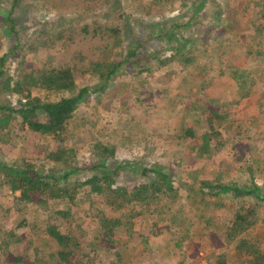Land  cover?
<instances>
[{"label": "rangeland", "instance_id": "374dc122", "mask_svg": "<svg viewBox=\"0 0 264 264\" xmlns=\"http://www.w3.org/2000/svg\"><path fill=\"white\" fill-rule=\"evenodd\" d=\"M201 2L129 1L126 11L132 22L128 35L145 42L141 59L158 57L159 53V57L167 59L166 65L161 66L153 57L149 62L151 71L142 73L148 66H142L144 63L134 66V59L132 62L128 60L104 92L88 95L89 98L74 114L65 135L67 146L74 151L77 166L81 168L70 177L75 186L100 173L89 169L97 164V151L93 149L99 143L115 146L121 164L129 160L138 166L158 163L163 171L171 174L176 187L193 184L199 189L202 183L213 182L222 175L227 184L238 181L240 188L244 189L250 181L249 173L255 172L254 180L264 196V129L259 130L260 126L264 127V0H206L197 18L195 16L189 21L190 25L185 26L192 16V12H186L187 7L196 10ZM10 5V0H0V8H9ZM17 12L12 18L20 26L17 30L22 42L27 36H32L30 44L34 38L43 40L48 37L44 31L37 35V24L28 12ZM173 21L181 24V28L173 30ZM160 31L164 32L162 37L152 38ZM171 32L176 34L173 41L168 37ZM128 35L123 45L112 43L106 50L105 55L110 61H125L134 49L127 41H131ZM179 38L182 44L184 40H190V44H184L186 48L182 49V54L198 58L191 67L169 61L171 49L181 46ZM0 39V54L9 53L13 42L4 29H0ZM44 45L43 41L37 40L36 51L10 56L6 75L15 81L20 68L24 76H37L51 68L70 67L75 88L71 91L34 89L33 96L56 101L63 96H75L85 87L94 91L104 84L98 74L83 72L78 62L71 61L67 54L72 52L71 49L62 48L58 43L43 48ZM234 71H238L236 79L232 78ZM18 98L16 94L0 95V101L10 104H16ZM214 98H219L220 103L218 106L209 104L211 109L224 115L227 125L234 120L239 127L235 123L229 128L225 134L226 145L214 156L197 159L191 146L198 144V139L187 140L184 129L193 128L196 137L208 131L206 119L209 114L207 112L202 117L199 106ZM58 146L59 142L27 130L15 137L2 135L0 160L11 162L26 158L42 171L49 172L53 166L60 170L62 164L46 159ZM184 189L186 187H182L186 196ZM230 195L207 194L202 205L199 200L183 199L173 208L174 212L182 213L176 214L178 226L171 220L161 219L165 214L155 215L144 227L147 224L150 230L151 224L158 223L161 227L169 226L170 230L161 229L158 235L147 233L143 244L140 240L129 243L126 252L129 257L123 264H215L219 255H226L227 264H255L254 257L247 253L248 248L241 249L239 244L244 239L264 250V202H258L254 196L238 199ZM20 196V192H13L10 186L0 181V263L17 255L24 260L20 264H37L40 251L59 250L57 242L46 233L47 226L52 223L61 224L64 229L70 225L76 227L88 241H92L100 227L96 210L104 207L106 201L104 195L91 193L89 187L80 188L79 205L73 208V216L66 219L51 215L37 201H22ZM253 203L257 204L254 226L228 245L224 235L230 212ZM67 206L60 202L51 203L49 208L55 212L66 210ZM197 207L211 219L210 225L198 220ZM136 221L141 225L142 218ZM189 226L191 231L187 234ZM201 229H205L204 233L198 234ZM101 260L109 264L105 257L102 256Z\"/></svg>", "mask_w": 264, "mask_h": 264}, {"label": "trees", "instance_id": "16d2710c", "mask_svg": "<svg viewBox=\"0 0 264 264\" xmlns=\"http://www.w3.org/2000/svg\"><path fill=\"white\" fill-rule=\"evenodd\" d=\"M10 1L9 8H0L2 14L0 29H4L13 42L9 53L0 54V95L16 94L19 98L16 104L0 101V137L2 135L15 137L27 130L41 137L51 138L52 141L59 142V146L55 152H50L46 159L54 164H62V168L59 170L53 166L51 171L46 172L26 158L11 162L0 160V181L10 186L13 192H20V200L27 203L37 201L51 215L66 219L73 216V208L79 205L77 199L80 188L89 187L91 193L104 195L106 199L104 207L96 210L95 216L99 220L100 227L96 230L92 241H88V238L79 232L78 228H72L71 225L64 229L61 224H49L46 233L57 242L59 250L51 253L40 251L36 257L37 264H104L101 260L102 256L109 261V264H123L129 257L126 253L129 243L140 240L143 244L147 233L158 235L161 229L170 230L169 226L161 227L158 223L151 224L152 228L147 229V224L155 215L165 214L161 219L171 220L172 224L178 226L176 214L182 213L174 212L173 208L178 206L183 199L192 200V202L199 200L202 205L207 194L211 196L231 194L230 196L238 199L254 196L258 202H264L262 188L254 180L255 172L249 173L250 181L246 183L244 189L240 188L238 181L227 184L223 181L222 175H218L213 182L202 183L199 189L193 184L176 187L171 174L163 171L158 163L138 166L129 160L130 162L121 164L117 160L115 146H102L99 143L93 149L94 152L97 151V164H93L89 169L98 170L100 173H95L92 177L82 181L78 187L71 183L70 177L81 169L78 168L74 151L69 150L65 138L74 114L89 98L88 95L91 92H104L128 60L134 59V66L142 65V63L144 67L148 66L142 71L144 73L151 71L149 62L155 56H149L145 61L141 59L143 57L141 51L145 49V42L143 39L137 40L130 34L128 35L132 19L126 8L129 1L135 0ZM205 4L206 0H202L196 10L186 5V12H192V16L185 26H189V21L195 16L197 18ZM18 10L30 14L37 24V35H41L44 31L48 37L43 40L34 38L30 44L32 36H27L22 42L20 32L17 30L20 26L12 18L13 15L19 13ZM173 22H175L171 26L173 30L181 28V24ZM126 35L131 38V41L130 39L127 41L134 46V49L129 52L125 61L119 62L116 59L110 61L105 55L106 50L111 47L112 43L117 46L123 45ZM153 35L152 38L155 36L160 38L164 32L160 31ZM174 35H176L174 32L168 35L171 41L174 40ZM37 40L44 42L43 48L58 43L62 48L71 49V53L67 52L71 61L78 62L83 72L91 71L93 74H98L100 81H104V84L94 91L85 87L75 96H63L56 101L33 96L34 89L71 91L75 88V79L70 67L51 68L37 76L32 74L24 76L20 68L15 81L12 76L6 75L9 71L6 69L9 57L36 51ZM186 42L190 44V40H184V44ZM184 44L181 43L177 49H171L172 55L169 61H178L186 67H191L197 63L198 58L195 55L182 54V49L186 48ZM157 55L160 56L159 53ZM111 56L114 55L111 54ZM158 57L155 58L158 59L160 65H166L165 60L167 59ZM237 74L238 71H234L232 78L236 79ZM219 103V98H214L207 102L205 100V104L199 106L202 117L207 112L209 114L206 119L207 132L196 137L193 128L185 127L184 129V137L187 140L198 139V144L191 146L197 159H209L214 156L226 145L228 139L225 134L228 133L229 128L234 127L235 123L237 128L239 127L234 120L227 125L226 117L209 106V104L218 106ZM263 129L264 127H259V130ZM248 170L252 171V168ZM182 187H186L184 189L186 196L183 195ZM199 191L201 196H199ZM60 202L68 205L66 210L59 209L52 212L49 208L50 204ZM93 209L92 206L91 212ZM196 211L198 213L196 217L200 222H206L207 225L212 223L211 219L206 218L204 210L200 211L197 207ZM138 218H142L141 225H138L136 221ZM256 220L257 204L255 203L231 211L225 222V243L230 245L236 242L242 234L248 233ZM190 231L189 226L186 233ZM204 231L205 229H201L198 234H203ZM239 245L241 249L248 248L247 253L254 257L255 264H264V250L256 243L249 244L243 239ZM180 246L181 241L178 242V247ZM23 261L20 256L12 255L10 261L0 264H20ZM215 264H227L226 255L217 256Z\"/></svg>", "mask_w": 264, "mask_h": 264}]
</instances>
